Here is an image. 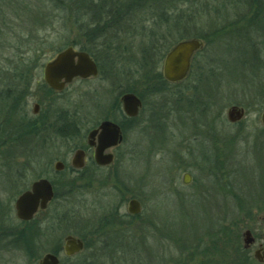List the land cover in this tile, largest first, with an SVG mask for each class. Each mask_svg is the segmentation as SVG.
Masks as SVG:
<instances>
[{
    "label": "rangeland",
    "instance_id": "1",
    "mask_svg": "<svg viewBox=\"0 0 264 264\" xmlns=\"http://www.w3.org/2000/svg\"><path fill=\"white\" fill-rule=\"evenodd\" d=\"M122 1L0 0V37L5 39H0V55H7L5 57L8 58L0 56V69L12 66L7 64L6 60H11L15 50L14 36L21 34L25 37L35 36L38 39L47 37L49 45L52 46L45 49L42 54L40 64L44 66L60 53V48L65 50L77 46L81 50H90L95 41L92 37L96 34H91L92 28H95L93 21L98 20L101 21L99 24L102 35H106L111 41L117 40V45L126 42L127 46H130L128 47L130 51L123 57L125 62H122L120 66L116 64L118 73L115 75L125 80L123 83H126L127 89L136 87L137 90L138 86L134 85H137L139 72L135 65L146 57L143 50L149 47L146 40L149 39L147 37H151L152 27L155 28L154 32L167 33L164 21H160L158 25V19L153 22L151 16L160 17L165 12L176 13V16L190 19V32L186 35L187 39L197 37L206 39L205 49L199 60H206L208 56L210 65H213L214 61L219 65L214 72L215 75L213 74V77L207 80L210 86H205L206 95L203 94L204 101L212 102L213 107L208 110V107L200 106L199 101H193L201 95L202 86H204L202 85L197 91V87L202 84V82L198 83L199 75L203 70L213 68L210 66L202 71L196 70V74L192 78L189 77L182 85L168 87L165 94L147 98L145 115L141 117V121L149 118L151 120L153 114L148 112L153 108L159 120L156 123H153L155 120L153 122L149 120L150 125L148 124L149 127L144 133L141 131L140 133L136 126L127 132L122 145L127 152V158L118 168L114 165L111 173L106 172L111 176L107 177L106 181L100 184L89 182L87 176L92 172L89 168L77 177L69 175L67 171L60 173L59 182L63 189L72 191L73 194L68 204L61 210L49 208L35 217L32 228L37 239L34 243L44 250L40 255L42 257L57 243L60 242L62 245L65 236L79 238L81 235L86 241V248L80 254V259L74 262H82V264H138L137 242L142 234L149 237V243L144 245V249L140 252L147 263L158 262L159 257L168 255L171 249L169 241L175 243L171 252L175 255L185 254L184 251L188 246L193 248L199 245V242L195 241H202L203 249L206 248L209 256H214L216 250H219L214 237L217 224L221 219L228 224L234 217V203L230 195L224 201L221 193L214 189L216 184L212 179H216V167L203 170L191 168L195 183L190 187H183L180 181L181 172H177L176 189L180 194L171 199L156 196L154 197L156 200L152 199L148 204L146 203L147 212L150 213L152 209L154 219L160 224L158 231L151 228L149 231L141 232L140 220L127 219L123 216L126 213V205L121 213H118L115 209L119 201L116 193L124 192L129 196L131 193L142 191L168 192L174 179L171 162L175 159L172 157L173 151L178 149L175 147L177 144L174 143L175 140L180 142L182 135L192 139L191 134L201 132L205 122H208V125L216 131L211 117L216 118L219 115L228 123L227 109L233 102L235 103L237 98L241 102L242 99L248 100L251 97H264V40L259 46L261 49L253 48L251 43L253 40L259 43L255 33H251L245 39L242 34L233 31V28H227L237 21L238 17H246L248 10L244 2L237 4L234 0H158L159 5L153 8L155 13H150L151 9H143L138 13L128 14L129 29L126 30L122 27L126 20H121L124 17L121 9ZM101 6L103 16L100 19L89 18L91 11L95 12ZM134 15L139 17H136L137 19L130 17ZM183 21L184 19L181 20L180 25L184 23ZM89 23H92V26ZM130 24H134L135 27H131ZM125 31L131 34L133 39L119 40L125 37L123 35ZM174 38H172L173 42L179 40L177 35ZM99 40L102 41V39ZM164 43L160 42L159 46L161 47ZM104 51V48H100V51H95L94 54L102 61ZM110 57L114 56L110 55ZM147 57L148 62L152 64L157 56L153 53ZM109 60L105 59L103 62L109 64L111 62ZM103 68L105 73L109 70L111 74L109 66L103 65ZM223 68L226 71L222 75ZM160 69L161 66L158 70ZM31 75L32 77L35 75L34 80L29 85L30 89L28 88L25 98L28 118H24L20 111L8 110L7 106L0 102V130H2L0 137V233L2 234L0 264H30L26 247L23 244L17 245L8 237L26 229L25 222H21L16 217L15 203L21 194L31 189L35 181L41 178L51 179L45 174L50 162L53 165L58 158H68L70 142L68 143L65 139L62 142L57 137L60 128L63 127L62 123L66 120L63 118L72 114L75 109H79L85 115L82 122L85 124L82 128L86 131L89 114L95 112L100 114L107 108L114 107L115 95L109 92L112 89L115 90L114 82L105 81V84L103 74L94 79L74 81L69 86H65L61 92L51 88L52 91L48 90L49 87L42 82V69L38 74L33 70ZM115 75L111 79L115 78ZM140 89L141 86L138 92ZM95 91L96 94H93ZM184 96L190 99H184L182 102L177 99ZM35 104L39 105L37 114L34 113ZM175 106L178 114H176ZM262 109L263 106L261 108L260 105L255 104L249 110L250 113L247 116L249 130L254 131L262 127L257 120ZM26 121H32L36 127L27 129ZM223 121L217 126V136L220 138L222 135L224 140L222 146L231 154L237 128L229 123L225 126ZM22 126H24L23 130L18 131L16 138L8 143L9 128L14 130ZM71 128H68V137L71 135ZM156 128L157 130L153 131ZM147 132L149 134L146 136ZM77 135L81 136L78 132ZM250 135L239 141L235 152L242 151L236 157L234 152L232 160L234 164L240 166L233 180V186L239 193H251L264 188V145L260 149L253 150L255 143L264 144V137L262 138L261 133ZM207 137L214 139L215 136L209 134ZM149 138L155 143L158 142L159 145H156L155 149L148 146ZM72 140L73 145L86 143L85 140L80 141V137ZM192 147L195 148V153L197 150L204 149L202 143L198 145V148L196 144ZM186 150L182 151L186 152ZM221 154L223 158L227 157L224 152ZM226 169L223 168L225 171ZM212 171H214L213 175H211ZM98 175L103 173L100 172ZM71 178H78V181L72 182ZM206 181L208 191L201 192V182ZM39 225L44 227L41 228ZM124 243L128 244L124 245L125 248L121 247Z\"/></svg>",
    "mask_w": 264,
    "mask_h": 264
},
{
    "label": "flooded vegetation",
    "instance_id": "2",
    "mask_svg": "<svg viewBox=\"0 0 264 264\" xmlns=\"http://www.w3.org/2000/svg\"><path fill=\"white\" fill-rule=\"evenodd\" d=\"M122 4L123 5L121 9L123 10L124 17L121 20L122 21L126 20L125 23L123 22L122 27L125 28L126 30L129 29V26H128L129 22H127L129 20L128 14L138 13V11L140 12L143 9H147V10L151 9L152 11L150 13H155L156 11L153 10V8L155 5L157 4L159 5L158 0H123ZM165 13L164 15H161L160 17H158L157 15L151 16V19L153 22L156 19H158V22H157L158 25L160 21H164L165 25L167 26V33L164 32L160 34L158 32H154L155 28L154 26L152 27L151 37H147L149 39L146 40L148 42L149 47L143 50L147 58V63L144 64L142 62L143 61L142 59V61L139 60L135 65L137 67V71L139 72V76H138L139 79L136 82L137 85H134V86H138L136 93L129 92L128 89L126 88V85H125L126 83L125 84L123 83L125 82V80H122L119 77V75H115V73H118L116 64L120 66L122 62H125V58L123 57H125L124 55L128 51H130L128 50V47L130 46H127L128 44L126 42L124 43V42L119 41L123 45L122 44L120 45V43L117 45V42H116L117 40L111 41L109 37H106V35H102V33L100 32H91L92 35L93 33H96V34H94L92 37V40H95V41L93 42V46H91L90 50L86 51V50H81L77 46L73 47L75 51L79 53H86L89 55L90 59L95 63L97 67V75L90 76L87 78H83L79 76V77L74 78L71 83H73L74 81H78V80L85 81V80H89L90 78L94 79L100 76V74H103L104 83L105 81L108 83L112 81L114 82L113 88L115 87V90L112 89L109 91L110 93L115 95L114 96L115 100H114V105H113L114 107L112 108L109 107L107 108L105 112L100 113V114L98 112L89 114L87 117L89 121L87 124L88 126H87L86 131H83L84 129L82 128V126H84L85 124V123H82L84 121L85 115L79 109H75V111L72 114H68L66 118H63V120L66 119L62 123L63 128H65L64 126H68V125L73 126L72 127L73 130L77 131L81 136L79 135L71 136L65 139L68 143L70 142V148L68 147V151H67L68 154L66 153L68 156L67 159L58 158L57 160H55L53 165H52V162L49 163V167L46 169L45 174L48 175V177H50L51 179L49 178H41V179H46L51 183L53 187L54 195H53L52 200L48 203L47 208L43 211H38L35 217L40 213L46 212L49 208H56L59 211L65 205H67L68 202L70 201L69 199L71 198L70 196H72L73 192L65 191V189H63L62 184L59 182L60 173L67 171L69 175L71 174L72 176L77 177L80 173H83L84 171H86L87 168H89L91 169L92 172L87 177L89 179L88 181L91 182L92 184H95V183L100 184L106 181L107 177H111L106 172L108 171L111 173V168L114 165L117 166L118 168V166H121V162L127 158L126 156L127 152L125 151L124 148H122L123 147L122 145L125 140V135L127 134V132L136 126L139 132L141 131L144 133L146 128H148L150 125L149 124L150 118L144 119L143 121H141V117L145 115L144 111L146 110L145 104L147 102V98L156 97V96L161 95L162 93L165 94V92L168 91L166 90L168 89V87H174V86L182 85L183 83H185L190 77V74L194 70L202 71L204 68L206 69L207 67H209V65L207 64L208 57L206 58V60H203V59L199 60L201 58L200 57L201 53L205 49L206 42L200 38L187 39L186 35L187 34L189 35V32H190L189 31L190 30V24H189L190 19H188L189 17L187 18L184 16L183 17L176 16V13L175 14H169V13L165 14ZM130 17L137 19L139 16L134 15ZM183 19H184L183 21L184 23L180 25V22ZM130 26L131 27L133 26V28L135 27L134 24H130ZM123 35L125 37L120 38L119 40H123L125 38L133 39L132 35L128 34L127 31H125ZM141 35L142 34H140V36ZM176 35L179 36V40L173 42L172 38H174ZM99 39H102V41H100ZM187 40H198L203 43V47L200 51L194 53L191 59V66H190V70H189L187 78L178 83L168 82L167 80H165L164 75H163L165 58L167 54L178 43L187 41ZM160 42H165V43L160 47L159 46ZM171 46L173 48H171ZM100 48H104L105 50L104 51L105 55L102 61L99 60L94 54L95 51H100ZM153 53L157 57L154 60V62L150 64L148 62L147 55L150 56V54H153ZM110 55H113L114 57H110ZM105 59L111 61L115 65L112 64L111 62L109 64L104 63L103 61ZM77 61L78 60L76 59V62ZM196 61H200V63H198L199 65L197 64ZM45 65L42 68V77H43L42 82H44V84H46L49 87L44 77ZM103 65L110 67L112 71L111 74H109L110 72L109 70L105 73ZM159 66H161L160 70H158ZM159 74L162 77L163 84L160 83V80L158 79L155 80L152 78ZM114 75H115V78L111 79V77ZM109 78L111 80H109ZM70 84H67L66 87L69 86ZM139 86H141V89L138 92ZM201 86L202 85H199L197 87V91L201 88ZM205 92H206V89L203 88L202 93L198 97V99H194L193 101L202 100V97L206 95ZM93 94H96V91L93 92ZM127 94H134L141 101L138 115L136 117H129L124 111V105H123L122 99ZM172 96L174 98L175 95L173 94ZM177 99H180V101L182 102L184 101V99L188 100L190 98H186L184 96V98H177ZM199 103H200V106L202 105V107L204 108V105H203L204 103H202V101ZM255 104L260 105L261 108L263 106L261 113H259V118L257 119L259 120L258 123H260L262 127L258 129L256 128L253 131L247 128L249 125L247 116L250 113L249 110ZM173 105H175L174 101H173ZM175 108H176V114H178L177 107L175 106ZM232 108H237V110L243 112V116L241 117V119L236 122H230L227 116L228 111ZM150 112H152L153 114V117L151 118L152 122L155 120V122L153 123H156V121L159 120V118L157 117L154 111V108L153 110L150 109L148 114ZM263 113H264V97H251V99H248V100L242 99L241 102L237 98L235 103L233 102V104L228 107L227 112H226L227 122L230 125L235 126L237 128L235 132V138H234L235 143L231 147L232 148L231 154L229 150H226L224 146H222V143H224V140H222V135L220 138L217 136L218 135L217 126L219 122L223 121L222 117H219V115L216 116V118L211 117L210 119L213 118L212 124L216 126V131L211 128V125H208V122H205V124L202 125L203 129L200 130L201 132H195L191 134L193 135L192 139L189 137H185V135H182L180 142L175 140L174 143L175 144L177 143L175 146L178 148L177 150H181V151L184 149L185 150L187 149V150L186 152L184 151L181 152L177 150L173 151L174 154L172 155V157H174L175 159H173L172 160L173 162L171 163L173 164L172 166H173V172H174L173 173L174 179H173L172 186L168 192H144L142 191L139 193H133V194L131 193L129 196H127L128 193H124V192L116 193L117 196L119 197V201L115 205L116 211L118 213H121V210L126 205V213L123 214V216H125L127 219L131 218V219L140 220L139 226L141 228V232H143L144 230L149 231L151 228L152 229L154 228L156 231L160 230L159 228L160 224H158L157 221L154 219L152 209L150 210V213L147 212L145 208L146 203L148 204L149 200H152V199L156 200V198H154L156 196L158 197L164 196L167 199H171L177 196L178 194H180L176 189L177 172H181L180 181L183 187H190L191 185L195 183L194 176L191 173L192 172L191 168L203 170L209 167H216L217 169L216 179H212L214 183L216 184L214 189L217 190L219 193H221V196L224 198V201L225 199L229 198V195H230L234 203V208H233L234 217L232 218V221L227 224L225 223L224 219H221L216 226L217 228H216L214 237H215V244L219 248V250H216V255L209 256L207 254L208 252L206 251V248L203 249L204 242L202 241H195V242H199V245L193 248L188 246L186 251H184L185 254L175 255L174 253H171L172 249H174L175 243L172 241H169L168 243L171 246V249L169 250V254L159 257L158 262H148L147 263L145 262V259L141 257L140 252L144 249V245H147L149 243L148 241L149 237H147V235H143L140 232L142 235L138 239V242H137L138 244L137 249L139 253L138 264H264V188H262L261 191H256V192H251V193L237 192L233 186V180L237 176L240 166L238 167L237 164H234L232 162V160L234 159L235 149L238 146L239 141L242 138L247 137V135L251 136L250 135L251 133H254V135H258L259 133H261L263 134L262 138L264 137V124L262 120ZM107 122L117 126L120 131L121 141L118 142V144L115 146H107L108 143H111L112 136L110 132H106V134L103 135L102 126L104 125V123H107ZM223 122L225 126L229 125L225 121ZM134 123H137V124L134 125ZM156 130L157 128L154 129L153 131H156ZM148 134L149 133L147 132L146 136ZM209 134L212 136H215L214 139H209L207 137V135L209 136ZM57 137L60 138L58 135ZM79 137L81 139L80 141L85 140L86 143L82 142V143L73 145L71 143L73 141L72 139H77ZM60 140L62 142L64 141L62 138H60ZM147 141H150L149 144L147 143L149 147L154 148L156 147V145H159L157 144L158 142L155 143L154 140H151L150 138ZM162 143L163 142H161V144ZM201 143L203 144L204 149L202 151L197 150V153H195L194 152L195 148H193L192 145H194L195 147V144H196V148H198V145ZM263 145L264 144L257 145L255 143L253 150L260 149L262 148ZM100 150L102 151L101 159L107 156L112 157V160L109 164L101 165L97 162V152ZM203 151L204 153H202ZM77 152H81V155H79V158L76 161L77 163L81 162L83 164V167L80 169L76 168L74 165L75 154ZM222 152H224L227 155L226 158H223V155L221 154ZM239 152L237 153L235 152V157L237 156V154H239ZM58 163L60 164L59 166L60 170L56 169V165ZM229 163L230 164L232 163V164L230 165ZM223 168L224 169L227 168L226 171L223 170ZM116 170L118 171V169ZM214 171L211 172V175H213ZM100 172H102L103 175H98ZM186 174L191 177V183L188 185H184L182 181L183 176ZM71 179H72V182L78 181V178H75V179L71 178ZM81 179L84 180L83 176H81ZM206 186H207V181L201 182L200 187L202 188V190L199 188L200 191L201 192L208 191ZM228 192H230V194ZM133 200H136L140 206V212L139 214H136V215H132L128 211L129 204ZM39 227L42 228L44 226L39 225ZM69 237L82 241L84 244L83 250L71 256L67 255L65 247L67 244V238ZM124 245H128V244L124 243L123 245H121V247H124ZM85 248H86V241L83 236L80 235L79 238H77L71 235H67L64 237L62 245L60 244V242L57 243L55 247L51 251L45 253L44 256L40 257V255L43 253L44 250L42 249V247L39 246L36 249H32L30 251L31 253H33V255L27 256V259L30 262V264H42V261L47 255H53L58 259V264H82V262H74V261L76 259L77 260L80 259V254L85 250Z\"/></svg>",
    "mask_w": 264,
    "mask_h": 264
},
{
    "label": "water",
    "instance_id": "3",
    "mask_svg": "<svg viewBox=\"0 0 264 264\" xmlns=\"http://www.w3.org/2000/svg\"><path fill=\"white\" fill-rule=\"evenodd\" d=\"M203 43L198 40H187L178 43L166 56L163 68V75L165 80L171 83H178L185 80L188 76L191 59L194 53L200 51ZM76 59L78 60L76 62ZM97 75V67L86 53H79L73 47H69L60 52L52 61L45 65L44 77L49 87L61 92L67 84H70L74 78ZM124 111L129 117H136L138 115L141 101L134 94H127L122 99ZM39 105H34V113L37 114ZM230 122H236L241 119L243 112L232 108L227 113ZM264 124V113L262 115ZM103 135L106 132L111 133V143L107 146H115L121 141L120 131L117 126L111 123H104L102 126ZM101 150L97 152V162L101 165L109 164L112 160L111 156L101 159ZM81 155V152L75 154L74 165L76 168H82L81 162H76ZM103 157V156H102ZM60 164L56 165V169L60 170ZM183 184L191 183L189 175L183 176ZM54 195L51 183L46 179H41L34 182L31 189L21 194L15 203L16 217L21 222H30L34 219L38 211H43L47 208L48 203L52 200ZM129 213L132 215L139 214L140 206L136 200L129 204ZM84 244L82 241L75 238H67L65 247L67 255L71 256L83 250ZM42 264H58V259L53 255H47Z\"/></svg>",
    "mask_w": 264,
    "mask_h": 264
},
{
    "label": "trees",
    "instance_id": "4",
    "mask_svg": "<svg viewBox=\"0 0 264 264\" xmlns=\"http://www.w3.org/2000/svg\"><path fill=\"white\" fill-rule=\"evenodd\" d=\"M234 2H236L237 4L238 3L242 4L241 2H244L243 4L247 6L246 8L248 11H247L246 17H238L237 21H234L227 28H233V31L239 32L240 34L244 36L245 39H247L251 33H255L259 38L258 39L259 43L254 42V40L251 43H252L253 48H260L259 46L261 45L262 40H264V0H234ZM101 8L102 7H100L99 9L98 7L97 11L95 12L91 11V14L93 15L90 14L89 18L94 17L95 19H100L101 16H103V13H102L103 8L102 9ZM94 21H93V25H95V28H92V31L102 33L101 32L102 29L100 28V24H99L101 23V21H98V20L96 22ZM89 25L92 26V23H89ZM227 28H224V29H227ZM2 38L3 37H0V39ZM47 39H48L47 37L44 39H38L35 36L25 37V35H21V34L14 36V41L16 42L15 47H14L15 50L13 51V55L11 56V60H6L7 64L9 63L12 66H10L7 69H0V102L3 103L5 106H7L8 110L20 111V113L22 114L24 118H28L27 117L28 114L26 111V99H25L27 96L26 93H27L28 88L30 89L29 85L34 80V76H35L33 75L32 77L31 73L33 72V70H35L36 74L39 73V71L43 67L40 64L42 61L41 59L42 54H44L45 49L51 48L52 46V45H49V42L47 41ZM201 39L206 41V39L204 38H201ZM2 40H5V39H2ZM60 49H58V51L60 50L61 52L63 49L62 48ZM0 56L2 57L4 55L1 54ZM5 56L4 58H7ZM143 58L144 59L142 62L146 64L147 58L146 57H143ZM3 61L4 60L2 58V63ZM196 62L197 64L200 63V61H196ZM210 63L211 62L208 60L207 64L210 66V68L211 67L213 68L209 70H203L204 72L202 71L199 75L200 78L198 80V83L202 82L201 85H204L203 88H205V86L206 87L210 86L208 85L207 82L209 81L210 77H213L214 72H216L217 70L216 68L219 66L216 63V61H214L215 65L214 64L210 65ZM257 67H259L258 64H257ZM222 70H223L222 72V75H223L226 69L223 68ZM195 72L196 70L192 72V75L190 74V78H192V76L196 74ZM152 78L155 80L157 79L160 80V83L163 84L162 77L160 74ZM48 90L52 91L50 88ZM128 91L135 92V93L137 92L136 87L135 88L128 87ZM261 95L262 94H260V96ZM202 98H203V101L199 100V102L202 101V103H204L203 104L204 108L208 107V110H210L213 107V103L212 102L210 103L209 101L206 102L204 101V97ZM206 99L208 98L206 97ZM23 127L24 126L20 127V129L17 127V128H14V130L10 129L11 128L10 127L9 128V139L7 140V142L9 143L10 141H13L16 138V136L19 134L18 131L23 130L22 129ZM25 127L31 130V128L36 127V125L32 121H26ZM64 127L65 128L63 127L60 128V132L58 134V136L62 139H66L68 137L67 136L68 128H71L70 125L64 126ZM1 132L2 130H0V137L2 135ZM76 134H77V131L71 128L70 137L78 136ZM33 223L35 222L32 221L30 223H24L26 225V229L18 231L17 233H14L8 236L9 239L13 240V242L16 243L17 245L23 244L24 247H26L25 249H26L27 256L33 255V253H31L30 251L32 249H36L37 247H39L37 243H34L36 242L37 238H35V234H34L35 232H34V229L32 228ZM27 227H29V229ZM37 231L39 230L37 229ZM0 237H2L1 233H0Z\"/></svg>",
    "mask_w": 264,
    "mask_h": 264
}]
</instances>
